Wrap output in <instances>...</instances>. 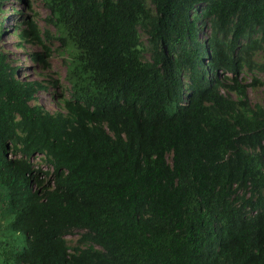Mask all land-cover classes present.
<instances>
[{"label":"trees","instance_id":"trees-1","mask_svg":"<svg viewBox=\"0 0 264 264\" xmlns=\"http://www.w3.org/2000/svg\"><path fill=\"white\" fill-rule=\"evenodd\" d=\"M43 2L57 34L15 35L61 42L72 94L0 51V264H264V0Z\"/></svg>","mask_w":264,"mask_h":264},{"label":"rangeland","instance_id":"rangeland-1","mask_svg":"<svg viewBox=\"0 0 264 264\" xmlns=\"http://www.w3.org/2000/svg\"><path fill=\"white\" fill-rule=\"evenodd\" d=\"M3 1V2H1ZM0 51L4 52L17 68L19 76L27 82H41L45 89L38 92L36 102L42 105L48 112L54 113L63 109L62 104L69 99L71 85L67 80V71L71 57L59 41H46L50 50L49 58L43 55V61L33 60V54H43L45 51L40 44L19 42L15 35L18 22L35 18L41 36L45 32L57 34L55 26L47 21L49 11L43 0H0ZM23 19V20H22ZM22 27V25H21ZM2 33V34H1ZM208 31H206V35ZM202 39L205 35L201 36ZM145 40V37H142ZM19 44V45H18ZM258 63L264 64V49H260L254 57ZM245 82L252 83V79L258 80L254 87H248L247 96L251 105L260 104L264 108V73L260 71L249 72L242 76ZM56 82V84H55ZM35 164L38 159H34ZM43 172L47 171L43 167ZM78 232L68 236L67 240L74 241Z\"/></svg>","mask_w":264,"mask_h":264},{"label":"clouds","instance_id":"clouds-1","mask_svg":"<svg viewBox=\"0 0 264 264\" xmlns=\"http://www.w3.org/2000/svg\"><path fill=\"white\" fill-rule=\"evenodd\" d=\"M2 34V33H1ZM23 79V78H22ZM24 81H26L25 79H23ZM37 96H38V94H37ZM40 105V104H39ZM42 106V105H41ZM43 107V106H42ZM62 107H63V104H62ZM44 108V107H43ZM45 109V108H44ZM46 110V109H45ZM47 111V110H46ZM57 112H63V109L61 110V111H57ZM55 113V112H54ZM37 156H39V160H38V163L37 164H35L34 162H33V160L34 159H37L36 157ZM9 158L11 159V158H14L13 156H9ZM30 162L33 164V171L34 172H38V171H42V169H43V167L45 168V169H47V171H45V172H48V175L50 176L51 175V173H53V168L52 167H47V166H45V164L42 162V155L41 154H33L31 157H30ZM37 166V167H36ZM43 172V171H42ZM46 178H45V175L44 174H41V175H39V180H45ZM32 190L33 191H36L37 190V185H36V183H34L33 185H32Z\"/></svg>","mask_w":264,"mask_h":264},{"label":"built area","instance_id":"built-area-1","mask_svg":"<svg viewBox=\"0 0 264 264\" xmlns=\"http://www.w3.org/2000/svg\"><path fill=\"white\" fill-rule=\"evenodd\" d=\"M39 160V156L36 157ZM37 167V166H36Z\"/></svg>","mask_w":264,"mask_h":264}]
</instances>
